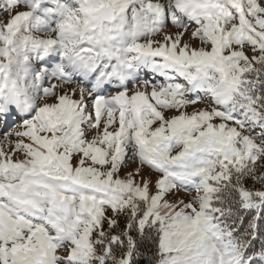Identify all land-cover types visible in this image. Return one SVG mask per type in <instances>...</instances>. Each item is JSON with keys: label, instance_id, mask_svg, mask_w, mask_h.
I'll list each match as a JSON object with an SVG mask.
<instances>
[{"label": "snow or ice", "instance_id": "obj_1", "mask_svg": "<svg viewBox=\"0 0 264 264\" xmlns=\"http://www.w3.org/2000/svg\"><path fill=\"white\" fill-rule=\"evenodd\" d=\"M0 119V264H264V0H0Z\"/></svg>", "mask_w": 264, "mask_h": 264}, {"label": "rangeland", "instance_id": "obj_2", "mask_svg": "<svg viewBox=\"0 0 264 264\" xmlns=\"http://www.w3.org/2000/svg\"><path fill=\"white\" fill-rule=\"evenodd\" d=\"M168 31H171V32H175L176 29L173 28L172 26H169V28L167 29ZM146 79H151V74H146L145 77ZM203 106V105H201ZM20 123V120L19 119H16V120H8L7 122H5V120L3 119H0V138L3 137L4 133L6 131H15L16 130V125ZM130 167H135L134 165L130 166ZM190 194L188 193H181L180 196L187 199L188 196Z\"/></svg>", "mask_w": 264, "mask_h": 264}, {"label": "trees", "instance_id": "obj_3", "mask_svg": "<svg viewBox=\"0 0 264 264\" xmlns=\"http://www.w3.org/2000/svg\"><path fill=\"white\" fill-rule=\"evenodd\" d=\"M142 251H143V248H142ZM140 264H147V260H141Z\"/></svg>", "mask_w": 264, "mask_h": 264}]
</instances>
